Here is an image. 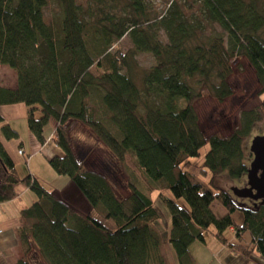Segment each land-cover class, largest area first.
Instances as JSON below:
<instances>
[{
  "label": "trees",
  "instance_id": "1",
  "mask_svg": "<svg viewBox=\"0 0 264 264\" xmlns=\"http://www.w3.org/2000/svg\"><path fill=\"white\" fill-rule=\"evenodd\" d=\"M52 2L60 15L48 20ZM125 37L133 44L129 53L120 47ZM140 54L152 55L155 65L139 78ZM239 58L254 68L260 97L263 0H170L162 10L152 0H89L85 7L76 0H0V65L18 78L15 89L0 87V106L26 108L29 131L42 144L45 127L57 123L54 141L63 155L48 163L90 206L81 214L32 174L22 179L0 143V204L16 198L18 184L37 197L21 211L26 258L18 264H169L161 253L167 243L178 264H194L190 247L205 242L210 228L231 251L264 260V202L239 203L215 186L225 172L247 176L245 142L264 122V102L242 110L229 136L207 137L195 111L203 98L233 96L228 79ZM82 127L91 148L79 159L74 144ZM1 132L18 138L8 124ZM100 144L125 173L128 195L86 168ZM207 145L195 172L193 162ZM142 181L150 189H142ZM157 188L172 194L159 196L172 221L167 241L155 227L160 214L147 193ZM216 201L228 211L221 219L211 209ZM236 211L244 214L242 225L232 218ZM228 230L237 243L225 239ZM246 233L251 240L243 245Z\"/></svg>",
  "mask_w": 264,
  "mask_h": 264
},
{
  "label": "rangeland",
  "instance_id": "2",
  "mask_svg": "<svg viewBox=\"0 0 264 264\" xmlns=\"http://www.w3.org/2000/svg\"><path fill=\"white\" fill-rule=\"evenodd\" d=\"M76 1L79 5L85 7L89 0H76ZM152 1L155 3V5L158 8H160V10H162L164 9V7H166V5L169 3L170 0H152ZM59 11L60 8L57 5V3L52 2L51 6H49V8L46 10L47 19L50 20L51 18H53V16L58 17V15H60ZM214 27H216L215 28L216 30L220 31V29L217 26L214 25ZM120 42H121L120 47L122 52L129 53V50L133 47L130 38L125 37ZM135 62H137L138 65L134 68V70L139 78L141 77L143 70L144 71L149 70L151 69V67L155 65L152 55H147V54H140L136 56ZM233 66H234L233 69H235L234 73L228 79L231 89L234 92L233 96L229 97L224 102H219L218 100L216 101L211 97H206L196 102L195 111L198 114L200 128L202 130V133L205 134L207 137L209 135H212L213 133H218V132L224 136H229L232 130L239 127L242 110H249L251 108L259 106L261 103V101L257 100L259 95L258 91L260 90H259L258 81L255 76V70L254 68L251 67L248 60L245 58L236 59ZM137 81H141V80L137 79ZM17 83H18V78L16 71L14 69L9 68L6 65L1 64L0 87L13 90L17 87ZM14 120L15 123L10 125L11 129L14 132L16 131L18 135L24 139L25 142L26 140L28 142L27 137L29 136V128H28L27 119H14ZM49 124L45 127L48 130L49 128H51V125ZM73 127L74 125H71V128ZM260 127L259 129L256 130L257 134L253 138L264 136V124L261 125ZM81 129L83 130V132H85V138L79 137L74 147V151L76 152L79 159L80 157L85 156V154H87V152L89 151L88 149L91 148V143H89V139H88L89 131L83 127ZM79 132L82 133L81 130L78 131V134ZM0 137L2 142H4L6 145L7 154L10 155L11 159L13 160V163L16 166L17 174L22 179H25L26 177H28V175H30L29 167H30L31 158H36L33 160L32 162L33 164H36V162L40 157L44 159L43 153L41 152L37 154L31 153L29 148L27 154L26 155L24 154L25 156H22V154L20 156L17 153V148L20 145V142L18 140L13 139L11 140V144L6 143L8 141L7 139L4 138V134L3 132H1V130H0ZM249 140L250 138L245 143L247 146L251 148L250 145H252V143H250ZM208 148L209 145L203 147L201 149V153L199 157L194 160L193 164L194 167H196L195 172H199L201 165L205 159L204 155L207 153ZM37 155L40 156H38L37 158ZM25 161L27 163H25ZM85 161H86L85 162L86 168H88L90 171H95L101 175L102 174L105 175L110 181H112L115 184L117 190L121 192L124 196L129 194V191L127 189V177L125 173H123L121 170L117 168V160H115L113 155L103 144H100L99 147L95 148L94 151L91 153V155ZM48 165L53 170L50 163H48ZM44 173H45L44 175L45 179L49 181L52 176L51 173H49V170ZM208 179H210V177ZM44 182L45 181H43L42 184H44V186L46 185L47 187H49V185ZM142 182H143L142 189L149 188L147 182L145 181ZM247 182L248 179L246 180L245 185L247 184ZM18 186L24 188V185L22 184H18ZM215 186L220 189L222 188L226 190L228 193H230L233 196H235L234 190L236 188L244 187V186L241 187V179H234L230 177L227 172L222 173L220 174V176H218V178L215 180ZM59 188H62V185H59ZM47 189L50 190V188ZM29 193L30 195L36 197V195H34L32 191H30ZM147 193L151 195L152 200L155 202V209L160 214V218L158 219L157 222H155V227H157V229L160 230V233L163 234L165 241H167L168 239L167 237H169V233H170L169 229L171 228L172 221H171L170 211H168L166 205L163 203V200L159 198V196L160 193L164 194L166 197L171 196L172 194L169 190H163L160 188H157L156 190L153 191H147ZM178 204L184 206L188 210V205L185 200L178 199ZM87 205L86 207H83L81 205L82 207L79 208L74 207V208L79 213L83 214L86 213L87 209L90 207ZM218 208L222 209L223 206H221L220 203L216 201L213 206V209L215 210L216 214H218L219 211ZM232 217L237 224L242 225L244 223L245 218H244V214L241 211L234 212ZM204 234H205L204 239L208 242V244H206L203 241L202 242L195 241L190 247V253H192L196 257V259L200 264H226L227 263L226 260L222 261L223 256L221 254H218L219 246H217V244L215 245V243H217L218 241L217 239H215L216 236L214 234V229L210 228L208 230H205ZM234 237L235 234L232 233L230 230H228L226 233V238L234 239ZM246 238L247 239L250 238L249 233L245 234L244 239ZM212 240L214 241L213 244L211 242ZM170 252H172L174 257L176 258V254L173 252V249L170 247L168 243L161 247V253L164 254V257L166 258L167 261L171 257Z\"/></svg>",
  "mask_w": 264,
  "mask_h": 264
},
{
  "label": "crops",
  "instance_id": "3",
  "mask_svg": "<svg viewBox=\"0 0 264 264\" xmlns=\"http://www.w3.org/2000/svg\"><path fill=\"white\" fill-rule=\"evenodd\" d=\"M259 90H260V85H259ZM257 100L264 102V94L260 95V97H258ZM26 113H27V110L22 105L3 106V107L0 106V116L3 118V122H4V123H0V127L2 128L4 124H8L9 126L12 125L13 123H15L14 119H26ZM263 124L264 122L261 123V125ZM49 125H51V128H49V130L46 128L44 129L45 131L44 136L47 141L45 144H42L41 142L36 140L30 131H29V136L27 137L29 143L27 142V140L25 142L24 139L18 135L19 138L18 139L16 138V140L20 142V145L17 148V153L21 156L19 151L22 150L23 153L26 155L28 148L30 149L31 153H34V154H37L39 152L43 153L44 159L40 157L38 161L36 162V164L32 163L33 160L36 158L30 159L29 174H32L41 183L45 181L44 183L48 184L49 187H47L46 185L45 186L47 188H50L51 191L57 194V196L60 199L66 201L68 205H71L76 208H79L82 206L86 207L87 204L85 200L83 199V196L72 185V183H70L69 179L63 176L59 177L57 173L53 172V170L49 167L48 163H46V162H49V159L53 157H59L63 155V151L59 148V146H57L56 142L54 141L57 123L55 121H51ZM261 125L256 126L254 130L252 131L253 133L249 140L250 143H251V139L257 134L256 130L259 129ZM80 130L82 131V133L79 132L78 136L85 138V132H83L81 128ZM0 140H1V137H0ZM7 141L8 142L6 143L11 144V140H7ZM0 143L3 144L5 149H7L5 143L2 142V140L0 141ZM24 154L22 156H25ZM245 154H246L245 163L250 168V165L254 157L250 153V147L247 146L246 143H245ZM38 156L40 155H37V158ZM25 163L27 162L25 161ZM48 170H49V173H51L52 175L49 181H47L44 177L45 175L44 172H47ZM246 180H247V176L241 179V187L242 186L246 187L247 185V184L245 185ZM59 185H62V188H59ZM29 192H30L29 188L27 187L25 188V186L24 188L18 186L15 192L16 198H14L11 201H7V203L0 204V264H18L19 262H21V260H24L26 258V249L22 242V239H20L19 237V231L20 229H22V226L24 225V221H22L20 215H21L22 210L29 208L30 203L33 204L37 201V197L30 195ZM251 201L252 200L250 199L244 200V203L246 205H252ZM214 203L211 205V209L213 210L214 214L218 217V219H221L222 217L228 214L227 209L224 207L222 209L218 208L219 211H218V214H216L215 210L213 209ZM239 203H243V200L239 199ZM238 225H241V224H238ZM230 231L234 233V230H230ZM226 233L224 234L225 235L224 237L226 240H228L229 244L237 243V240L235 237L234 239L226 238ZM250 240H251L250 238L248 239L246 238L242 244L248 245L250 243ZM204 241L206 244H208V242L205 239ZM217 241L218 242L215 243V245L217 244V246H219L218 254H221L223 256L222 261L226 260L227 262L226 264H264V260H262L258 256H250V255L244 256L243 254L235 253L231 251L227 245H225L218 239ZM211 242L212 244L214 243L213 240ZM170 254H171V257L168 260L169 264H178L177 257L175 258L172 252H170ZM191 256L193 257L194 264H200L192 253H191Z\"/></svg>",
  "mask_w": 264,
  "mask_h": 264
},
{
  "label": "water",
  "instance_id": "4",
  "mask_svg": "<svg viewBox=\"0 0 264 264\" xmlns=\"http://www.w3.org/2000/svg\"><path fill=\"white\" fill-rule=\"evenodd\" d=\"M250 153L253 160L247 171V185L234 190L238 199H250L264 202V136L255 137L251 141Z\"/></svg>",
  "mask_w": 264,
  "mask_h": 264
},
{
  "label": "built area",
  "instance_id": "5",
  "mask_svg": "<svg viewBox=\"0 0 264 264\" xmlns=\"http://www.w3.org/2000/svg\"><path fill=\"white\" fill-rule=\"evenodd\" d=\"M19 153L22 154V155L24 154L22 150H20Z\"/></svg>",
  "mask_w": 264,
  "mask_h": 264
}]
</instances>
